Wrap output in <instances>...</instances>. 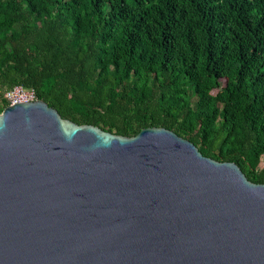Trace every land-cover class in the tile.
<instances>
[{"label":"water","instance_id":"water-1","mask_svg":"<svg viewBox=\"0 0 264 264\" xmlns=\"http://www.w3.org/2000/svg\"><path fill=\"white\" fill-rule=\"evenodd\" d=\"M0 264H264V183L162 126L0 112Z\"/></svg>","mask_w":264,"mask_h":264},{"label":"trees","instance_id":"trees-1","mask_svg":"<svg viewBox=\"0 0 264 264\" xmlns=\"http://www.w3.org/2000/svg\"><path fill=\"white\" fill-rule=\"evenodd\" d=\"M20 84L78 124L166 127L264 183V0H0V112Z\"/></svg>","mask_w":264,"mask_h":264},{"label":"built area","instance_id":"built-area-1","mask_svg":"<svg viewBox=\"0 0 264 264\" xmlns=\"http://www.w3.org/2000/svg\"><path fill=\"white\" fill-rule=\"evenodd\" d=\"M8 104H13L22 101H33L38 99L34 88H29L24 85H15L4 93Z\"/></svg>","mask_w":264,"mask_h":264},{"label":"rangeland","instance_id":"rangeland-1","mask_svg":"<svg viewBox=\"0 0 264 264\" xmlns=\"http://www.w3.org/2000/svg\"><path fill=\"white\" fill-rule=\"evenodd\" d=\"M263 163H264V157L262 158V164H263ZM262 164H261V165H262Z\"/></svg>","mask_w":264,"mask_h":264}]
</instances>
